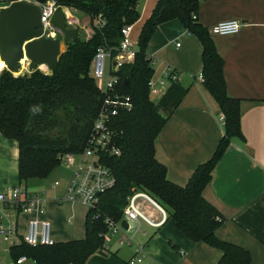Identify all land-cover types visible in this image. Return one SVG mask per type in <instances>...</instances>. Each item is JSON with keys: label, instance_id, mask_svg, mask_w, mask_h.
<instances>
[{"label": "trees", "instance_id": "16d2710c", "mask_svg": "<svg viewBox=\"0 0 264 264\" xmlns=\"http://www.w3.org/2000/svg\"><path fill=\"white\" fill-rule=\"evenodd\" d=\"M59 9L74 8L92 20L89 39L79 37L67 44L48 73L36 69L15 75L2 64L0 54V134L19 146V181L50 177L62 164V156L80 154L88 144L106 95L91 75L99 48L117 54L122 29L139 20L138 0H53ZM203 0H159L139 37L135 60L120 69L116 90L130 98L132 107L120 110L111 128L120 155H103L115 185L101 195L98 206L87 212L85 238L52 246H13L15 260L25 256L37 264H89L93 254L104 251L109 231L106 220L120 222L129 199L143 192L154 199L178 230L195 243L220 250L218 264H251L250 253L222 241L217 230L224 224L221 213L204 197L213 170L235 138L244 139L241 101L227 94L223 58L194 16ZM179 20L203 46L202 82L220 106L224 136L213 157L201 164L184 187L171 183L167 169L156 158V139L189 91L180 79L173 80L156 102L150 95L154 78L148 45L159 25ZM180 73L171 69V75ZM128 79V82H126ZM62 114L64 117H62ZM176 248L175 245H172Z\"/></svg>", "mask_w": 264, "mask_h": 264}, {"label": "crops", "instance_id": "0c3cea01", "mask_svg": "<svg viewBox=\"0 0 264 264\" xmlns=\"http://www.w3.org/2000/svg\"><path fill=\"white\" fill-rule=\"evenodd\" d=\"M158 2L138 0L139 20L131 26L130 35L136 51L142 29ZM72 14L71 28L78 30L79 37L89 39L92 35L91 18L79 11ZM231 20L241 23L238 34L217 36L211 33L217 24ZM198 21L209 32L225 62L228 96L241 101L244 136V139H233L213 170L212 180L203 194L225 219L216 232L218 238L246 249L250 253L251 264H264V0H203ZM66 47V44H61L62 52ZM147 54L153 59L154 80H163L167 70L173 69L180 73L182 84L189 87L155 145L156 158L166 167L168 180L184 187L195 170L213 157L224 136L221 109L199 79L203 71V46L181 21L159 25L148 45ZM29 64L27 59L22 62L20 74L31 71ZM46 68L41 66L39 69ZM92 71L91 66V75ZM159 98L152 99L157 102ZM18 161V143L6 140L0 134V193L24 185L29 194L43 198L41 207L45 213L25 214L0 204V226L14 231L8 241L0 235V264H18L17 261L25 257L15 260L11 248L23 243L32 219L50 222L55 244L81 240L86 234L88 210L84 219L81 218L84 234L83 229L74 231V208L77 204L65 200L71 170L65 183L31 179L22 184ZM66 208L69 212L71 209L72 215L66 212ZM145 209L156 219L161 218L151 207L146 206ZM130 233L134 237L132 245L120 246L118 239L114 238L109 251L93 254L88 263L129 264L140 248L146 264H218L223 256L216 248L191 241L178 230L172 219H167L160 227L140 220L131 226ZM21 264L37 263L26 258Z\"/></svg>", "mask_w": 264, "mask_h": 264}, {"label": "built area", "instance_id": "2783aa9c", "mask_svg": "<svg viewBox=\"0 0 264 264\" xmlns=\"http://www.w3.org/2000/svg\"><path fill=\"white\" fill-rule=\"evenodd\" d=\"M16 2L37 5L41 9V23L44 27L45 34L51 37H58L59 33L53 25L54 15L58 11H64L69 27H71V18L73 12H77L74 8L59 9L56 2L46 0L42 4L40 0H0V5L13 4ZM70 9V10H67ZM67 10V11H65ZM197 15L194 19H197ZM241 23L237 20L224 21L212 28L211 33L217 36L236 35L241 30ZM131 26L122 29V39L118 47L117 54L112 55L111 50L99 48L92 63V77L95 79L100 90L106 95V99L101 107L98 117L93 126V133L88 141L86 149L80 154L69 153L62 156V163L67 169L71 170V177L65 200L72 204H80L88 210L95 209L100 201L102 194L107 192L115 185V178L110 169L102 162L103 155H120V150L115 144V133L111 128V123L120 110L132 107L130 98L122 96L117 92L116 86L120 82V69L127 64H131L135 60L136 50L131 41ZM180 46V44H177ZM170 77L173 80H179L178 75H171V70L167 73L163 80H154L149 82L151 97L163 96L169 87ZM203 80L202 75L199 78ZM98 82H106L105 87H100ZM224 117H221V122ZM58 183L55 184L57 186ZM42 197L31 195L27 192L24 185H18L6 192L0 193V204L7 208L15 209L20 213L32 214L37 211L40 215L45 213V209L41 207ZM146 206L151 207L160 215V219H156L152 214L146 211ZM168 219L166 211L149 195L143 192L135 193L130 199L128 205L123 211V220L116 223L109 219L106 223L109 231L105 236L104 251H109L110 244L114 238L118 239L120 246H130L134 243V237L130 233L133 224L140 220L145 221L153 227H160ZM126 221L128 230L122 227V223ZM14 231L7 230L4 226H0V235L5 241L10 239ZM23 242L29 246H52L55 244L51 236L50 222L42 219H32L28 225ZM26 260L25 257L20 258L17 263L21 264ZM129 264H146L145 256L142 254V248L138 250L137 256L133 257Z\"/></svg>", "mask_w": 264, "mask_h": 264}, {"label": "water", "instance_id": "95a60500", "mask_svg": "<svg viewBox=\"0 0 264 264\" xmlns=\"http://www.w3.org/2000/svg\"><path fill=\"white\" fill-rule=\"evenodd\" d=\"M40 2L45 4L46 0ZM53 25L58 37L45 34L41 9L37 5L22 2L0 5V54L4 69L18 75L25 59L30 62V70L41 66L52 69L64 53L61 44L67 45L78 38V30L69 27L64 11L54 15ZM122 227L128 230L126 221Z\"/></svg>", "mask_w": 264, "mask_h": 264}, {"label": "rangeland", "instance_id": "374dc122", "mask_svg": "<svg viewBox=\"0 0 264 264\" xmlns=\"http://www.w3.org/2000/svg\"><path fill=\"white\" fill-rule=\"evenodd\" d=\"M64 51H65V49L63 50V52ZM2 71H0V73H2ZM42 71L48 72V69L46 68V69H44ZM18 75H21V74H18ZM98 84L102 88V87H105L106 82H98ZM62 117H64L63 114H62ZM69 175H70L69 169H67L66 165L64 163H62L61 166L48 179H44L43 182H48L49 183V182L59 181L61 183H65L67 181V178H68ZM38 182H40V181L38 180ZM74 209H75L74 213L76 215V217L74 218V226H73L74 227V231H77V230L79 231V230L83 229V234H84V224L81 221V218L83 217V219H84V216L86 215V212H87L88 209L86 207H84L82 205H78V204L75 206ZM66 212L69 215H72L71 209H70V212H69L67 210V208H66Z\"/></svg>", "mask_w": 264, "mask_h": 264}, {"label": "bare ground", "instance_id": "6f19581e", "mask_svg": "<svg viewBox=\"0 0 264 264\" xmlns=\"http://www.w3.org/2000/svg\"><path fill=\"white\" fill-rule=\"evenodd\" d=\"M2 64H4L3 62H2ZM5 65V64H4Z\"/></svg>", "mask_w": 264, "mask_h": 264}]
</instances>
